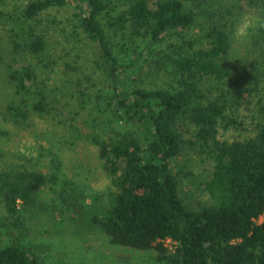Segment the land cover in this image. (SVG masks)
<instances>
[{
    "label": "trees",
    "instance_id": "trees-1",
    "mask_svg": "<svg viewBox=\"0 0 264 264\" xmlns=\"http://www.w3.org/2000/svg\"><path fill=\"white\" fill-rule=\"evenodd\" d=\"M62 6L75 17L64 30L88 39L85 58L102 78L95 107L105 102L134 128L85 132L109 186L86 188L81 197L80 182L61 177L55 148L48 150L49 173L31 167L22 152L0 148L7 214L17 217L43 187L59 184L62 205L97 204L90 220L111 243L153 248L159 264H264V219L255 221L264 211V28L252 30L243 50L233 46L237 20L264 0H19L0 11L7 32L5 43L0 30V61L12 94L0 102L4 119L44 113L65 94L92 101L82 86L86 75L72 82L75 61L66 63L71 82L54 92L50 69L57 62L41 19ZM12 54L22 61L10 69ZM8 134L0 128V137ZM189 152L207 160L201 175L180 163ZM192 183L198 193L190 197ZM166 238L174 241L171 252ZM0 264L45 262L11 242L0 245Z\"/></svg>",
    "mask_w": 264,
    "mask_h": 264
},
{
    "label": "rangeland",
    "instance_id": "rangeland-1",
    "mask_svg": "<svg viewBox=\"0 0 264 264\" xmlns=\"http://www.w3.org/2000/svg\"><path fill=\"white\" fill-rule=\"evenodd\" d=\"M17 2L19 0H0V11L11 10ZM246 9V13L264 21L263 15L261 16L264 6H250ZM52 16L56 20L54 23L50 22ZM74 21V13L68 6L52 8L41 19L52 58L57 62L50 69L52 84L56 81L54 92L59 95L63 91L61 84L71 82L66 63L78 62L72 82L86 75V78H82V86L88 91L92 101L78 102L73 96L65 94L58 102L52 103L46 112L31 111L26 120L18 123L0 115V128L9 132L0 137V148L22 152L25 157L32 159L31 167L44 173L50 172L48 150L55 148L61 160V177L80 182V189L75 192L78 195L82 190L83 193L86 192V188L104 192L109 186L97 149L85 137V132L88 129H106L110 126L118 129L134 128V125L124 119H115L110 110L103 107L105 102H101L100 108L95 107L97 101L93 96L103 86L102 78L99 71L85 58L91 51L88 39L83 35L76 37L77 34L64 30L66 27H73ZM1 24L2 22L0 30L3 41L7 43V32L1 28ZM246 40L234 38V49L243 50ZM2 51L4 56L9 52L7 45ZM18 57L19 55L14 59L12 54L10 69L20 64L22 60ZM252 71L253 74L254 68ZM260 83L264 86V75ZM8 92L3 63L0 61V102L3 97L12 95ZM180 163H186L194 173L200 175L209 165L203 156L193 152L183 155ZM59 188V184L43 187L37 193V201L25 205L15 218L8 215L0 203V245L16 243L36 253L45 264H159L157 251L153 248L139 250L111 243L108 235L90 220L93 214L98 213L97 204H84L85 202L78 200V205L68 208L62 205L64 201L58 192ZM185 190L188 196L193 197L198 193V186L192 183ZM78 196L81 197L82 194ZM164 244L168 251H173L174 242L171 239L165 240Z\"/></svg>",
    "mask_w": 264,
    "mask_h": 264
},
{
    "label": "clouds",
    "instance_id": "clouds-1",
    "mask_svg": "<svg viewBox=\"0 0 264 264\" xmlns=\"http://www.w3.org/2000/svg\"><path fill=\"white\" fill-rule=\"evenodd\" d=\"M264 28V21L253 17L250 13H244L234 25L233 35L238 40H246L250 37L254 28Z\"/></svg>",
    "mask_w": 264,
    "mask_h": 264
},
{
    "label": "built area",
    "instance_id": "built-area-1",
    "mask_svg": "<svg viewBox=\"0 0 264 264\" xmlns=\"http://www.w3.org/2000/svg\"><path fill=\"white\" fill-rule=\"evenodd\" d=\"M264 219V211H263V213L262 214H260L256 219H255V221L256 222H261L262 220ZM167 239H170V238H166L165 240H167ZM164 240V241H165ZM172 240V239H171ZM173 241V240H172ZM174 242V241H173Z\"/></svg>",
    "mask_w": 264,
    "mask_h": 264
}]
</instances>
